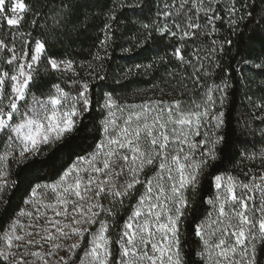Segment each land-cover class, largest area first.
<instances>
[{
    "label": "snow or ice",
    "instance_id": "6c2138e0",
    "mask_svg": "<svg viewBox=\"0 0 264 264\" xmlns=\"http://www.w3.org/2000/svg\"><path fill=\"white\" fill-rule=\"evenodd\" d=\"M255 2L110 0L99 37L104 55L97 50L93 59L108 58L114 44L128 53L143 49L152 63L108 76L120 84L155 67L183 85L175 95L161 90L160 98L124 103L115 88L97 98L91 63L86 78L83 65L50 52L85 23L81 9L91 5L0 0V202L18 184L16 166L76 133L84 113H98L95 134L67 160L57 157L48 182H30L18 211L0 221V264H264V148L249 151L251 142H242L237 156L261 162L244 179L227 168L208 172L219 159L224 105L234 87L221 63L224 44L231 53L233 41L218 43L216 35L242 34L251 20L260 48L235 52L234 70L242 80L248 72L264 77V12L253 16ZM125 18L129 47L117 43ZM150 41L155 53L145 47ZM253 83L246 81L244 124L264 144V80L255 91ZM206 174L212 191L197 210L192 194ZM189 216L191 259L184 240Z\"/></svg>",
    "mask_w": 264,
    "mask_h": 264
},
{
    "label": "trees",
    "instance_id": "16d2710c",
    "mask_svg": "<svg viewBox=\"0 0 264 264\" xmlns=\"http://www.w3.org/2000/svg\"><path fill=\"white\" fill-rule=\"evenodd\" d=\"M34 2V0H33ZM81 4L91 5L88 8H82V12L87 13V20L84 24H77L75 31L71 32L66 37H61L59 42H55V46L50 49L53 54H58L57 58H71L77 62L78 65H83L79 70L87 78V72L89 63L95 67L96 79L92 81L91 87L94 93L99 98V95L109 90V88H115L117 91L114 96L119 98L124 103H139L143 99L147 98H160L162 95L161 90L164 93L172 95L177 94L182 90L183 85L178 83L180 77L173 79L162 71L161 68H153L144 70L141 69L138 72L132 74L127 80L121 81L120 84L115 83V75L108 76L109 73H118L121 69L131 66L134 63L149 64L152 63L154 56L145 52L143 49H135L128 53L124 52L121 47L115 44L108 50V58L102 61H95L93 55L97 50H100V54L104 55L102 49H99V37L102 35L101 27L103 25L106 11V6L110 4V0H79ZM127 11V10H126ZM253 16L258 17L264 12V4H260L259 0H256L255 7L252 9ZM117 19H120V14H117ZM131 22L136 23L138 26V18L131 17ZM221 22H217L219 25ZM115 27V22H113ZM21 27L26 28L29 25H25L23 22ZM131 24L127 18H125L120 26L118 35L123 37L122 40H118V44H122L124 47H129L128 41V29ZM259 31L257 26L253 25L252 21H247V27L242 34L229 35L225 32H218L216 38L220 43V37L231 39L234 47L232 52H229V46L224 44V55L222 57V65L230 69L231 83L234 86L229 90L228 100L225 102V128L224 142L220 146L219 159L208 170L211 174L222 172L227 168L233 174L239 176L241 179L245 178V173L251 168L254 171H259L261 168V162L257 159L255 162L250 160H244L237 156V151L241 149L243 141L248 140L251 143L247 145L249 151H259L264 148V144L258 143L260 136H252L249 134L248 128L244 124V114L247 112V108L244 107L243 97L245 91H247L246 81L253 79L255 83L251 85L255 91L257 85L264 77L259 75H253L252 72L245 73L244 79H240L239 74L234 70L236 67L235 52L246 51L249 49L260 48L258 40ZM156 42L150 41L145 47H150L152 52L155 53ZM170 51V50H169ZM162 54V53H161ZM102 64L103 67H99ZM219 71V70H218ZM258 73L260 70H254ZM100 76H108L107 80H100ZM55 78L49 74H45V79ZM189 88L191 83L188 82ZM98 117V113L94 111L86 112L83 114V118L78 125L76 133L66 137L57 145L53 146L45 156L33 158V160L22 163L13 169L14 178L18 181L16 187L9 190L8 195L0 202V221H3L13 213L18 211V206L21 203L22 198L25 197L28 191L29 183L36 181L39 183L48 182V172L53 167V161L60 157L67 160L71 153L77 150V146L86 143V137L95 134V119ZM238 121L240 123L238 124ZM259 124V121L255 122ZM78 137V138H77ZM254 145V148H253ZM43 169V170H40ZM212 191L211 175L206 174L201 178V182L198 185L195 192L192 194L193 207L197 210H202L203 199L208 196ZM194 213L193 215H195ZM192 216L188 217V221L185 223L186 229L184 240L185 251L188 252L189 259H191V253L194 250L195 237L192 236L191 226ZM188 245H192L189 247Z\"/></svg>",
    "mask_w": 264,
    "mask_h": 264
}]
</instances>
